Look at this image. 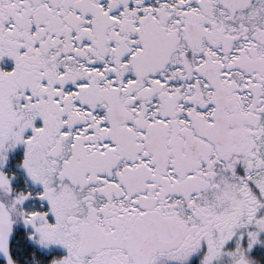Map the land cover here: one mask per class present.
I'll return each instance as SVG.
<instances>
[{
    "label": "snow or ice",
    "instance_id": "snow-or-ice-1",
    "mask_svg": "<svg viewBox=\"0 0 264 264\" xmlns=\"http://www.w3.org/2000/svg\"><path fill=\"white\" fill-rule=\"evenodd\" d=\"M0 264H264V0H0Z\"/></svg>",
    "mask_w": 264,
    "mask_h": 264
}]
</instances>
